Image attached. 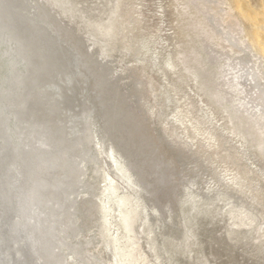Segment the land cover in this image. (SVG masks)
Here are the masks:
<instances>
[{"label":"rangeland","instance_id":"obj_1","mask_svg":"<svg viewBox=\"0 0 264 264\" xmlns=\"http://www.w3.org/2000/svg\"><path fill=\"white\" fill-rule=\"evenodd\" d=\"M23 2L16 5L17 11L21 9L27 14L22 19L47 30L40 37L41 41L44 39L40 47L48 51L47 47L61 41L69 47L68 57L73 62L70 64L73 72L66 70L61 74L52 69L44 74L42 89L37 87L31 94L54 93L46 95L50 104L56 100L60 106L55 110L54 122L64 125L65 132L67 125V134L75 137L74 134L82 135L85 130L90 134V125L97 128L98 153H92L90 146L82 144L81 155L75 156L85 169L84 181L78 183V195L73 197L77 238L97 233L98 222L101 223L97 205L87 217L89 220L84 219L81 211L90 195L93 196L90 202L97 203L99 196L94 195H100L98 192L113 179L119 183V189L111 201L108 196L104 197L112 206V232L119 230L116 202L119 196L130 194L134 203L139 204L135 235L151 264H264V145L258 142L264 133V49L259 42V36L264 37V0ZM258 30L262 33L258 34ZM50 35L55 36L49 39ZM74 60L78 61L79 68ZM3 72L1 57L0 75ZM76 79L84 81L79 83ZM54 85L55 90L51 89ZM210 91L224 95L222 103H225L215 102ZM49 111L48 107L42 108L37 111V117ZM126 111L136 115V120ZM19 116L25 120L17 116L16 121L6 122L8 137L4 139H8L0 141V264H54L47 250L34 241L38 226L43 227L38 219L39 208L34 206L32 217L26 213L24 198L29 188H21L20 184L25 163L16 154L29 149L27 125L33 118L30 114ZM105 132L114 133L111 141L132 161L130 175L136 186L114 165V152L107 151L109 142L105 141ZM129 150L133 151L134 158ZM97 154L98 165L105 168L100 173L104 177L100 176L103 181L97 178L96 189L91 192L84 183L92 175L94 163L91 161ZM85 156L91 157L87 163ZM116 157L124 160L120 153ZM152 189L155 191L151 192ZM29 216L33 218H29L32 224L24 225ZM69 252L68 248L62 250L61 263L67 258L69 262L63 264H74ZM95 252L103 261L100 264L115 258L103 244Z\"/></svg>","mask_w":264,"mask_h":264},{"label":"bare ground","instance_id":"obj_2","mask_svg":"<svg viewBox=\"0 0 264 264\" xmlns=\"http://www.w3.org/2000/svg\"><path fill=\"white\" fill-rule=\"evenodd\" d=\"M23 1L24 0H0V56L2 57V59L4 61V72L2 73V75H0V141L3 140L4 138H6L5 136L8 137V135H5V128H4V124L6 122L11 121L10 119H12V121H13V119L16 121V117L17 116L20 117L19 115L25 116V115L30 114V116L33 118V121H31V123L29 125H27V127L29 128V135H30L29 149L26 151H19L18 154H16L17 156L14 154L13 155H14V157L16 156L17 159H21V161L23 163H25L24 164L25 167L22 171L23 172V179H22L21 183L20 182L19 183L21 184V188L22 187L25 189L29 188V192H27L26 198L23 197L24 199H26L25 200V205L27 208L26 213H28L30 215L34 206H35V209L39 208L40 215H39L38 219H40V221H41L40 223H43L42 228L38 226L37 232L35 230L36 233L34 236V241L41 248H43L44 250L45 249L47 250V255L54 262V264H57V263L63 264V263H65V261L67 263L69 262V260H67V258H66L64 260V262L61 263V261H62L61 259L63 257L61 252H62V250L64 252V250H67V248H68V251L70 250V252H69L70 256H72V258L69 257V259L70 260L72 259V262L74 264H100L103 261L101 260L100 255L97 254L98 251L95 252V250H99L102 244L105 245L107 248L111 249V251L115 257L114 260L109 261L106 264H151L149 257L146 255L147 253L145 254L142 252V246L139 243V240L137 241V239H139V238H137L135 235V232H136L135 231L136 230L135 224H136L138 217H139V210H138L139 204L134 203L133 196H131L130 194H126V195H123L121 197L119 196V199L116 202V204L118 206V210H119V212H118L119 213V222H118V225H119L118 231L119 232L118 231L112 232L113 227H112V223L110 220V213L112 210V206L110 205V202L107 201V199L104 200V197L108 196V198L110 200L111 197H113L114 194L118 191L119 183L113 179H111L110 182H108L106 184L104 183L105 184V185L103 184L104 186L102 185L103 188H102L101 192L96 191V192L100 193V195L96 194L94 196L95 197L99 196L96 201H97V203L99 201L100 202L97 204L94 201V204H93V201H92V203H91L90 199L93 200V196L91 197V195H90L91 198L90 197H89L90 199L88 198L86 205L84 206V208H82L83 210L81 211L82 216L85 217V218L84 217L83 218L88 219L87 217L92 213V210H94L95 204L97 205L96 209H98V211L100 212V216H101L100 217L101 223L98 222L99 226H98L97 233L92 234V236H90L88 233L89 236H87L85 238H82V239H79V237L77 238V235L79 232L75 226L77 219L75 220L74 212L72 210L74 203H75V201H74L75 199L73 197H76L74 195H76L78 193V190H79V188H78L79 184L78 183L84 181L82 179V175H85V173H84L85 169H82L84 167L83 163L80 161H77L75 156L81 155L80 153H81L83 146H88V147L90 146L91 149H93L92 153H93V151L95 153H98V150L95 147L96 143H98L96 140L97 139L96 138L97 128L90 125V129H89V131L91 130L90 134H88L85 129H84L85 132L84 133L82 132L83 133L82 135L78 134V136H76L74 134L75 137H73L69 133L67 134V132H68V129H67L68 126L67 125H65V127H66V132H65V129L63 128L64 125L60 126V124L58 125L54 122L56 112H57V111L55 112V110L58 109L57 106H59V105L57 104L56 100L55 101L53 100L52 104H50L51 100H49L48 97L50 96L49 94H51V93L48 91L49 94L48 93L47 94L49 96H46L47 95L46 93L45 94L40 93V91H39V93H37L38 96H35L36 94L35 95L31 94V92L34 89L36 90L37 87H40V85L42 86L43 84H45L44 83L45 77L43 78L44 74H46V73L48 74L49 71L52 72V69L55 70L57 73H61V74L66 72V70H69L67 73H69L70 70H71V72H73V69L70 67V64L71 63L73 64V62H72V59L68 57L69 52H70L69 47L63 45V43H61V41H59L57 39H56L57 42L59 41L60 43L58 42L59 44H55V46L47 47L48 51L46 50V48H43L44 47L43 45H42L43 47H40V43L42 41H44V39L41 41L40 37L42 36V34L47 32V30L45 28H41L40 25L37 27L33 26L31 23H34V22L22 19L24 16H27V14H24L23 12L20 11L21 10L20 8H22V7L19 8L20 9L19 11L21 13L19 11H17L16 5L17 4L19 5V3H20V5H22L24 3ZM241 2H242V0H241ZM26 4H28V3H26ZM244 6H245V4H244ZM44 7H45V5H44ZM247 7L248 6L246 4V8ZM44 24H46V23H43V25ZM49 26H51V25H49ZM56 26L57 25H55V27ZM50 28L51 27H49L48 29H50ZM258 32H260V31L258 30L257 33ZM52 33H54V32H52ZM254 33H256V32H254ZM260 33H262V32H260ZM60 34H62V33H60ZM258 34H256V35L259 36ZM55 35H53V36H55ZM53 36L50 35L48 37H49V39H50V37H52V39H53ZM262 36L261 37L259 36V42L262 44L261 47H263V49H264V37H262ZM66 37H68V36H66ZM46 39H47V37H46ZM54 39H55V37H54ZM67 40L68 39H66V41ZM7 41L9 42V44H6ZM51 42L53 43V40ZM48 45H50V44H48ZM105 47L107 50L108 47L107 46H105ZM105 47L103 48V50H105ZM41 48L46 50V52L43 50L45 53L43 51L41 53H39L40 50H42ZM79 51H81V50H79ZM84 56H86V55H84ZM82 57H83V55H82ZM88 58H90V57H88ZM83 59L84 58H82V60ZM85 60L87 61V59H85ZM185 60H186V58H185ZM188 60H190V59H188ZM75 61L76 60H74V63H75L74 65L76 66V68H79L80 65H79L78 61H76V62ZM86 61H84V62H86ZM89 61H91V60L89 59ZM92 64L93 63L91 62V65ZM2 67H3V65H2ZM189 67H191V66L189 65ZM90 71H93V69ZM90 71H89V73H90ZM258 71H260V70H258ZM189 74H190V72H189ZM254 74L256 75L257 73H254ZM98 76H100V75H98ZM98 76H96V77H98ZM242 76H243V74H242ZM52 78H54V77H52ZM75 78H74V80H75ZM79 78H81V76ZM46 79L48 80L47 77H46ZM54 79H56V78H54ZM89 79H90V77H89ZM71 80H73V79H71ZM76 81L80 83V81L83 82L84 79H79V80L76 79ZM46 82H48V81H46ZM54 83H55V80H54ZM94 83H96V82H94ZM53 88L55 90V85L51 87V89H53ZM67 88H68V86H67ZM56 91H57V89H56ZM73 91H75V90H73ZM60 92H62V91H60ZM41 94H42V96H41ZM52 94H54V93H52ZM77 94H78V92H77ZM209 94L215 102H218V104L219 103H221V104L225 103V102L222 103V101H224V99H225L224 95H222V94L220 95L214 91H210ZM72 95L73 94H71V96ZM92 95H94V94H92ZM79 97H80V95H79ZM88 97H90V96H88ZM54 98H55V96H54ZM67 98H69V97H67ZM73 98H75V97H73ZM94 102H96V101H94ZM68 103H69V101H68ZM102 103H103V101H102ZM64 105H65V103H64ZM47 107L50 108L49 114L48 113H46L44 115L38 114V117H37V111H40L42 108L44 109ZM16 111L18 112L19 115L15 113ZM45 112H48V111L45 110ZM127 113L131 114L132 112H127ZM34 114H36V115H34ZM59 114H60V112H59ZM61 114H62V112H61ZM235 114H233V117H235ZM72 115H74V114H72ZM178 115H180V114H178ZM186 115H187V113H186ZM30 116H27L28 119ZM68 116H70V115H68ZM135 116L136 115L132 116V117H134L133 120H136ZM188 117H190V116H188ZM58 118H60V117H58ZM178 118H179V116H178ZM20 119H22V118L20 117ZM23 119H22V121H23ZM231 119H232V117H231ZM124 120H125V118H124ZM121 121H123V120H121ZM181 121H179V122H181ZM188 121H190V120H188ZM10 123H12V122H10ZM88 123H90V122H88ZM61 124H62V122H61ZM124 124H126V123H124ZM137 124H139V123H137ZM86 125L87 124L84 125V128L86 127ZM198 125H199V123H198ZM132 126H133V124H132ZM187 127H189V126H187ZM140 129H141V127H140ZM132 130H134V128ZM17 132H15V133L17 134ZM135 132H137V131H135ZM117 133H119V131ZM207 133H208V130H207ZM113 134L110 132H105V134H104L106 137V140L105 139L104 140L109 142V149H107V151L111 150L112 152H114L112 154L113 161L115 162L114 165L116 164V167L119 169V171L122 173V175H124L125 177L127 176V178H128L127 180L130 184H132L133 186H136V183L134 182L135 181L134 177L132 175H130L131 174V168L129 167V165L132 164V161L128 160V158L124 157V155L120 151H118L114 142H112L113 141L112 140ZM93 135H95V139H94ZM136 135H135V137H136ZM12 136H13V134L11 135V137ZM123 138H126V137H123ZM190 139H191V137H190ZM121 140H119V141H121ZM153 140H154V138H153ZM206 140H208V139H206ZM141 142H139V143H141ZM258 142H259V144L264 145V133L259 137ZM11 143H13V141ZM14 143H16V142H14ZM82 144H83V146H82ZM99 145H100V143H99ZM14 146H15V144H14ZM101 146H100V148H101ZM132 146L134 148L135 145H132ZM5 147H6V145H5ZM151 147H152V145H151ZM17 149H18V147H17ZM207 151H208V149H207ZM88 152H89V150H88ZM116 153H120V155H122V157H124V160L118 159L116 157ZM129 153L132 154L131 156L134 158L135 155H134L133 151L129 150ZM4 154H6V152ZM153 154H154V156L156 155V153H153ZM136 157H139V156L136 155ZM84 160L87 163V160L88 161L91 160V157L86 158V156H85ZM98 160H99V158H98V154H97L96 157L93 158V161H91V163H94V165H93L94 169L92 170L93 171L92 175H89L88 182L84 183V185H87L86 187L89 188L91 190V192L96 189V187L94 188V186H96V183H97L95 181H97L100 178V176H103L100 173L103 174V172H101V171L105 169V168L102 169V167L100 168V166L98 165L99 164ZM101 160H100V162H102ZM81 161H82V159H81ZM1 163L3 164V162H1ZM132 166H133V164H132ZM11 167L12 166H10V168ZM85 168H87V166H85ZM89 169H91V168H89ZM8 170H10V169H8ZM81 170H82L83 174H82ZM17 171H19V170H17ZM14 172H16V171H14ZM10 173H11V171H10ZM5 174H6V172H5ZM6 175H8V173ZM15 175H16V173H15ZM17 175H18V173H17ZM103 177H102V179L100 178L102 181H103ZM16 178H19V177H16ZM16 178L14 177V179H16ZM4 179H5V177H4ZM86 180H87V178H86ZM3 182H5V181L3 180ZM99 182H101V181H99ZM99 182H98V184H99ZM9 183H10V180H9ZM145 185H146V183L143 184L144 187H145ZM87 188H86V190L85 189L84 190L87 191L88 190ZM151 188H153V186ZM97 189H100V188H97ZM158 189H160V188H158ZM154 191H155V189H152L151 192H154ZM2 194H3V192H2ZM162 195H164V194H162ZM1 200H2V198H1ZM16 200H18V199H16ZM8 201H9V199H8ZM149 204H150V202H149ZM23 209H24V207H23ZM50 209H51V211H50ZM37 211H38V209H37ZM94 211H93V218L96 217L94 215L95 214ZM7 214H9V213H7ZM75 215H76V213H75ZM244 215H246V214H244ZM30 216L26 218V223H24V225L31 223V220L29 218H31L32 216L31 217ZM247 216H249L248 218H250L251 215H247ZM31 219H33V218H31ZM92 219H91V221H92ZM96 221H98V220L96 219ZM96 221H93V223H95ZM37 222H39V221L37 220ZM37 222H36V224L38 225ZM85 222L87 223L86 220H85ZM240 222H242V221H240ZM89 223H90V221H89ZM95 226H96V224H95ZM95 226H94V228L96 229ZM88 228H89V226H88ZM88 228H87V230H88ZM34 229H36V228H34ZM91 233H93V232H91ZM82 236H83V234H82ZM122 239L124 241L125 240L126 241L122 242ZM49 245H51L50 248H49Z\"/></svg>","mask_w":264,"mask_h":264}]
</instances>
